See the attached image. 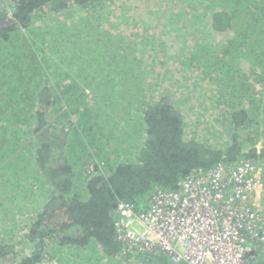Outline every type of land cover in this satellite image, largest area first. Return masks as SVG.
<instances>
[{
    "label": "trees",
    "instance_id": "trees-1",
    "mask_svg": "<svg viewBox=\"0 0 264 264\" xmlns=\"http://www.w3.org/2000/svg\"><path fill=\"white\" fill-rule=\"evenodd\" d=\"M0 2V264H168L123 251L117 207L218 164L259 167L264 210V0ZM57 129L95 146L52 168Z\"/></svg>",
    "mask_w": 264,
    "mask_h": 264
},
{
    "label": "built area",
    "instance_id": "built-area-1",
    "mask_svg": "<svg viewBox=\"0 0 264 264\" xmlns=\"http://www.w3.org/2000/svg\"><path fill=\"white\" fill-rule=\"evenodd\" d=\"M259 173L250 161L199 168L178 190L155 191L146 210L121 203L116 239L124 252H159L168 264H256L255 248L264 247Z\"/></svg>",
    "mask_w": 264,
    "mask_h": 264
},
{
    "label": "rangeland",
    "instance_id": "rangeland-1",
    "mask_svg": "<svg viewBox=\"0 0 264 264\" xmlns=\"http://www.w3.org/2000/svg\"><path fill=\"white\" fill-rule=\"evenodd\" d=\"M5 6L2 5V3L0 2V13L3 12L5 13ZM4 20H10L12 21V18H11V15L9 12H6L5 15H4ZM56 17V16H54ZM166 62H168L167 59H164ZM70 87V84H67L65 83L64 84V88L65 90H67L68 88ZM67 94V92H64V95ZM88 93H85L84 94V109L86 107V104L88 103L89 104V97L87 96ZM80 101L81 99H79V103L76 104V106H78V104L80 105ZM32 109L34 110H37L36 106H32ZM59 108H57L58 110ZM47 110L50 112L52 110V105L48 106L47 107ZM56 110V111H57ZM74 119V118H73ZM71 124L73 125V120H71ZM5 121H0V126H5ZM39 129L41 130V132L43 133V136L44 137H48L50 135V133L44 129H42L40 126H39ZM58 131V134H55V143L56 144H63V149H60V147L58 145H54V150L53 152L51 153V157H50V166L52 168H57V167H61L64 165V163L62 161H60V157L62 158L63 156H66V155H69V151L71 149H74V148H78L81 149L82 147V144L85 142H87V146H88V143L91 147H94L95 145L93 144L92 141H88L86 137H84V139H79L77 138V140L75 142H73L70 138V131L68 130H60V129H57ZM73 133H74V129H73ZM94 135H95V141H96V137L101 140L100 138V132L99 131H94ZM31 139V138H28L27 137V134L23 133V135L20 137L17 133V138L15 140V145L14 146H11L10 149H9V155H10V158L8 161L10 160H15L17 163H22L26 166L29 165V161H30V156L32 154V151L30 149V147L28 146L27 144V141ZM94 141V139H93ZM79 155V153H78ZM88 162V159H85V158H82V165H81V169H82V173L85 172L84 171V165L85 163ZM259 168V167H258ZM259 175H261V172L259 173ZM262 177V176H261ZM49 190V188L46 187V185H43L41 187V191H44V190ZM258 193V191H257ZM259 193H262V189L259 191ZM258 193V194H259ZM256 194L257 196L254 197V206L257 207V209H259L260 211H264L262 209H260L258 207V204L256 203V200L260 198V200L262 199V195H258ZM30 197L32 199L36 198L38 196V193L36 192H33L32 194H29ZM39 202V200H38ZM262 206L264 207V203L262 202ZM11 261L12 260H8V263L7 264H11Z\"/></svg>",
    "mask_w": 264,
    "mask_h": 264
},
{
    "label": "water",
    "instance_id": "water-1",
    "mask_svg": "<svg viewBox=\"0 0 264 264\" xmlns=\"http://www.w3.org/2000/svg\"><path fill=\"white\" fill-rule=\"evenodd\" d=\"M11 23L12 22L10 20H4L0 22V30L5 29L7 26L11 25Z\"/></svg>",
    "mask_w": 264,
    "mask_h": 264
},
{
    "label": "bare ground",
    "instance_id": "bare-ground-1",
    "mask_svg": "<svg viewBox=\"0 0 264 264\" xmlns=\"http://www.w3.org/2000/svg\"><path fill=\"white\" fill-rule=\"evenodd\" d=\"M154 256H155V253H154Z\"/></svg>",
    "mask_w": 264,
    "mask_h": 264
}]
</instances>
